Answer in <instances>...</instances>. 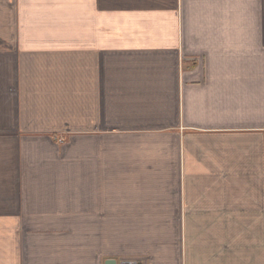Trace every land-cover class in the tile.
Segmentation results:
<instances>
[{"label":"crops","instance_id":"0c3cea01","mask_svg":"<svg viewBox=\"0 0 264 264\" xmlns=\"http://www.w3.org/2000/svg\"><path fill=\"white\" fill-rule=\"evenodd\" d=\"M264 264V0H0V264Z\"/></svg>","mask_w":264,"mask_h":264},{"label":"water","instance_id":"95a60500","mask_svg":"<svg viewBox=\"0 0 264 264\" xmlns=\"http://www.w3.org/2000/svg\"><path fill=\"white\" fill-rule=\"evenodd\" d=\"M105 264H117V263L115 261H113V260H109Z\"/></svg>","mask_w":264,"mask_h":264}]
</instances>
